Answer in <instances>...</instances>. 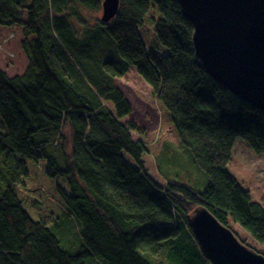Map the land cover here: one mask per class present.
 I'll use <instances>...</instances> for the list:
<instances>
[{
    "label": "trees",
    "instance_id": "trees-1",
    "mask_svg": "<svg viewBox=\"0 0 264 264\" xmlns=\"http://www.w3.org/2000/svg\"><path fill=\"white\" fill-rule=\"evenodd\" d=\"M102 1L0 0V27L21 28L28 62L21 76L0 70V264H210L188 223L199 207L264 245V209L227 169L237 140L264 154V113L206 74L176 0H119L108 24L75 9ZM147 16L166 55L142 40ZM133 69L194 172L163 184L147 172L115 84ZM65 212L81 225L76 254L51 231Z\"/></svg>",
    "mask_w": 264,
    "mask_h": 264
},
{
    "label": "water",
    "instance_id": "water-1",
    "mask_svg": "<svg viewBox=\"0 0 264 264\" xmlns=\"http://www.w3.org/2000/svg\"><path fill=\"white\" fill-rule=\"evenodd\" d=\"M193 27L192 45L207 75L236 98L264 113V0H176ZM119 0H103L100 22L117 14ZM210 264H264L204 207L188 217Z\"/></svg>",
    "mask_w": 264,
    "mask_h": 264
},
{
    "label": "rangeland",
    "instance_id": "rangeland-1",
    "mask_svg": "<svg viewBox=\"0 0 264 264\" xmlns=\"http://www.w3.org/2000/svg\"><path fill=\"white\" fill-rule=\"evenodd\" d=\"M75 9L89 23L99 21L102 13L101 10L89 11L77 7ZM150 18L151 16H147L140 29L142 40L150 52L158 56L166 55L168 51L159 44L156 25ZM22 40L21 28L0 27V70L9 78L21 76L27 69L28 62L20 46ZM115 84L131 106V114L121 120V123L135 124L140 133H133V140H141L147 148V153L143 156L147 172L161 184L165 175L180 176L181 170L194 172L186 153L179 148L178 135L169 114L158 101L151 87L137 75L134 69L117 79ZM109 108L112 110L111 106ZM0 125V131L4 132L1 120ZM166 148H169V157L160 164L157 160L161 158ZM227 169L249 192L251 200L264 209V154H255L247 144L237 140ZM74 221L69 217V213L65 212L51 227L52 233L60 243V248L70 254H76L81 247V225ZM229 228L246 246L264 256V245L251 239L234 223H230Z\"/></svg>",
    "mask_w": 264,
    "mask_h": 264
}]
</instances>
